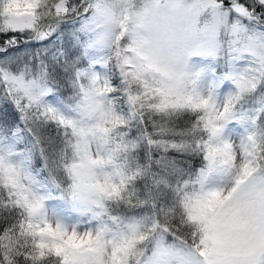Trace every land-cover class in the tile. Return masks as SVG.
I'll use <instances>...</instances> for the list:
<instances>
[{"label": "snow or ice", "instance_id": "snow-or-ice-1", "mask_svg": "<svg viewBox=\"0 0 264 264\" xmlns=\"http://www.w3.org/2000/svg\"><path fill=\"white\" fill-rule=\"evenodd\" d=\"M0 264H264V0H0Z\"/></svg>", "mask_w": 264, "mask_h": 264}, {"label": "trees", "instance_id": "trees-1", "mask_svg": "<svg viewBox=\"0 0 264 264\" xmlns=\"http://www.w3.org/2000/svg\"><path fill=\"white\" fill-rule=\"evenodd\" d=\"M0 39H3V37H0Z\"/></svg>", "mask_w": 264, "mask_h": 264}]
</instances>
